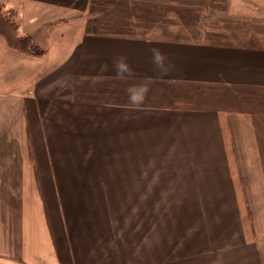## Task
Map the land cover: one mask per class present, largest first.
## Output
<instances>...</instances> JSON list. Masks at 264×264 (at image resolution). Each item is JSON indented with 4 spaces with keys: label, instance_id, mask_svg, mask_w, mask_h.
I'll use <instances>...</instances> for the list:
<instances>
[{
    "label": "crops",
    "instance_id": "obj_1",
    "mask_svg": "<svg viewBox=\"0 0 264 264\" xmlns=\"http://www.w3.org/2000/svg\"><path fill=\"white\" fill-rule=\"evenodd\" d=\"M0 4L46 50L0 35V264H264L256 20L201 40L129 0Z\"/></svg>",
    "mask_w": 264,
    "mask_h": 264
},
{
    "label": "rangeland",
    "instance_id": "obj_2",
    "mask_svg": "<svg viewBox=\"0 0 264 264\" xmlns=\"http://www.w3.org/2000/svg\"><path fill=\"white\" fill-rule=\"evenodd\" d=\"M129 1L132 4L131 14L136 20L141 13L149 12L152 13L151 17L161 18L166 29L181 30L183 34H197L201 40L226 35L239 25L240 28H245L244 23L249 18L256 20L259 30L264 29V20L258 21V16H264V0H147V4L137 3L146 0ZM0 8L7 15L10 12L18 15L15 8L3 4H0ZM233 33L237 34L239 31ZM150 203L165 206L166 223L173 225L176 222V197L150 198ZM169 230L176 232V229ZM170 233L174 235L173 232Z\"/></svg>",
    "mask_w": 264,
    "mask_h": 264
},
{
    "label": "trees",
    "instance_id": "obj_3",
    "mask_svg": "<svg viewBox=\"0 0 264 264\" xmlns=\"http://www.w3.org/2000/svg\"><path fill=\"white\" fill-rule=\"evenodd\" d=\"M0 35L6 40L7 44L25 54L41 56L45 53L28 34H22L16 20L15 12L7 15L0 8Z\"/></svg>",
    "mask_w": 264,
    "mask_h": 264
},
{
    "label": "clouds",
    "instance_id": "obj_4",
    "mask_svg": "<svg viewBox=\"0 0 264 264\" xmlns=\"http://www.w3.org/2000/svg\"><path fill=\"white\" fill-rule=\"evenodd\" d=\"M152 59H153V63L156 65L157 68H163L164 56L159 49L152 50ZM114 65L118 75H122L130 71L129 65L123 57L117 58L114 61ZM144 90L145 87L142 83L129 86V88L127 89V92L129 94L128 96L129 101H131L132 103L139 102L143 97L142 95H138L137 93L138 92L142 93Z\"/></svg>",
    "mask_w": 264,
    "mask_h": 264
}]
</instances>
